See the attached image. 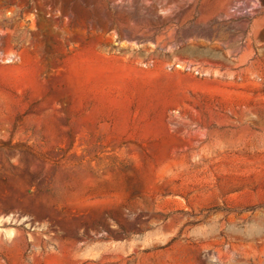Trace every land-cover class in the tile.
Here are the masks:
<instances>
[{"label": "rangeland", "instance_id": "374dc122", "mask_svg": "<svg viewBox=\"0 0 264 264\" xmlns=\"http://www.w3.org/2000/svg\"><path fill=\"white\" fill-rule=\"evenodd\" d=\"M0 264H264V0H0Z\"/></svg>", "mask_w": 264, "mask_h": 264}]
</instances>
